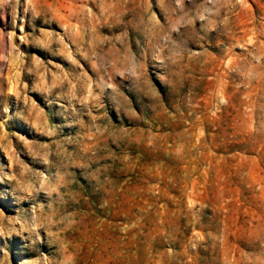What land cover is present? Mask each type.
I'll return each mask as SVG.
<instances>
[{"label":"rangeland","instance_id":"1","mask_svg":"<svg viewBox=\"0 0 264 264\" xmlns=\"http://www.w3.org/2000/svg\"><path fill=\"white\" fill-rule=\"evenodd\" d=\"M0 264H264V0H0Z\"/></svg>","mask_w":264,"mask_h":264}]
</instances>
